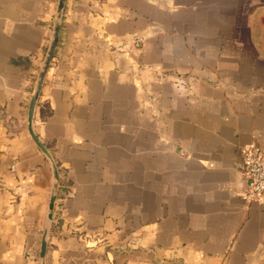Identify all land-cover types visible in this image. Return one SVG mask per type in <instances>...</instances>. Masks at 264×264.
<instances>
[{
  "label": "crops",
  "instance_id": "obj_1",
  "mask_svg": "<svg viewBox=\"0 0 264 264\" xmlns=\"http://www.w3.org/2000/svg\"><path fill=\"white\" fill-rule=\"evenodd\" d=\"M57 4L0 0V264H41L55 178L28 108ZM33 128L59 173L45 264H264L242 171L264 0H66Z\"/></svg>",
  "mask_w": 264,
  "mask_h": 264
},
{
  "label": "water",
  "instance_id": "obj_2",
  "mask_svg": "<svg viewBox=\"0 0 264 264\" xmlns=\"http://www.w3.org/2000/svg\"><path fill=\"white\" fill-rule=\"evenodd\" d=\"M65 2L66 0H58V4H57L55 16H54V22H53L52 37L46 49L42 65L37 74L32 96H31L30 103H29V108H28V125H29L30 133L33 136L34 140L36 141L37 145L41 148V150L44 152V154L48 157V159L52 163V167L54 171V178H55V182L52 187L50 203H49L48 216H47L48 220H47L46 226L44 227L43 234H42L41 249H40L41 264H45V261H46L48 239H49L50 231L52 228L54 211H55V206H56L59 173H58L57 164L54 161L51 152L46 147V145L40 140L39 136L36 134L33 128V121H34V113H35V109L38 103L41 87L43 85L46 72L52 61V58L55 53L57 43L59 40L62 18H63L64 8H65Z\"/></svg>",
  "mask_w": 264,
  "mask_h": 264
},
{
  "label": "built area",
  "instance_id": "obj_3",
  "mask_svg": "<svg viewBox=\"0 0 264 264\" xmlns=\"http://www.w3.org/2000/svg\"><path fill=\"white\" fill-rule=\"evenodd\" d=\"M143 39H134L139 44ZM242 171L246 179L244 197L248 202L264 199V153L258 152L253 144L243 150Z\"/></svg>",
  "mask_w": 264,
  "mask_h": 264
}]
</instances>
